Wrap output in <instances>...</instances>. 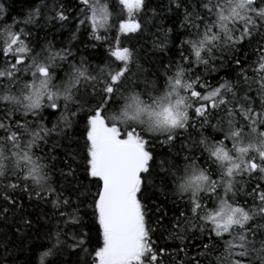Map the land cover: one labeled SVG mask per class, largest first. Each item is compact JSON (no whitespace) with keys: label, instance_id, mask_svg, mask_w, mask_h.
<instances>
[{"label":"snow or ice","instance_id":"snow-or-ice-1","mask_svg":"<svg viewBox=\"0 0 264 264\" xmlns=\"http://www.w3.org/2000/svg\"><path fill=\"white\" fill-rule=\"evenodd\" d=\"M0 264H264V0H0Z\"/></svg>","mask_w":264,"mask_h":264},{"label":"trees","instance_id":"trees-1","mask_svg":"<svg viewBox=\"0 0 264 264\" xmlns=\"http://www.w3.org/2000/svg\"><path fill=\"white\" fill-rule=\"evenodd\" d=\"M12 10L14 13H21L24 11L28 4V0H9ZM68 32L63 31L61 34H58V39L67 40L68 39ZM134 43V41H133ZM81 51H83V46L81 45ZM89 51H93L95 55L93 57H90L92 59L93 63H98L102 58V54L105 53V49L98 48V49H89Z\"/></svg>","mask_w":264,"mask_h":264}]
</instances>
